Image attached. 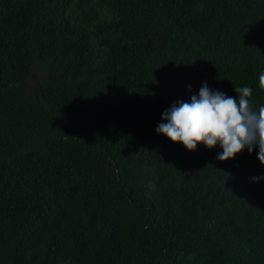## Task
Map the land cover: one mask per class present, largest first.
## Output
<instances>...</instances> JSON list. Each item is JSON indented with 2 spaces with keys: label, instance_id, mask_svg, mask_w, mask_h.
Segmentation results:
<instances>
[{
  "label": "trees",
  "instance_id": "16d2710c",
  "mask_svg": "<svg viewBox=\"0 0 264 264\" xmlns=\"http://www.w3.org/2000/svg\"><path fill=\"white\" fill-rule=\"evenodd\" d=\"M261 72L264 0H0V264H264L258 147L155 131Z\"/></svg>",
  "mask_w": 264,
  "mask_h": 264
},
{
  "label": "clouds",
  "instance_id": "9594fccd",
  "mask_svg": "<svg viewBox=\"0 0 264 264\" xmlns=\"http://www.w3.org/2000/svg\"><path fill=\"white\" fill-rule=\"evenodd\" d=\"M259 87L264 90V72L259 74ZM235 98L203 84L198 95L190 102L177 100L162 113L156 133L166 136L173 143H181L188 151L198 144L206 148L219 144L220 161L233 158L245 148L249 153L258 147L257 159L264 165V105L254 110L250 105L251 88L234 87ZM264 176L253 177V181Z\"/></svg>",
  "mask_w": 264,
  "mask_h": 264
}]
</instances>
